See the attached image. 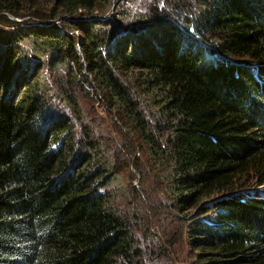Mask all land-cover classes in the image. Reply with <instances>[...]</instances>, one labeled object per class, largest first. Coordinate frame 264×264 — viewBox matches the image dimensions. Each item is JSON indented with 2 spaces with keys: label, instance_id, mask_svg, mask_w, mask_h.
<instances>
[{
  "label": "trees",
  "instance_id": "16d2710c",
  "mask_svg": "<svg viewBox=\"0 0 264 264\" xmlns=\"http://www.w3.org/2000/svg\"><path fill=\"white\" fill-rule=\"evenodd\" d=\"M0 26V264H147L146 227L264 264V0H0Z\"/></svg>",
  "mask_w": 264,
  "mask_h": 264
},
{
  "label": "rangeland",
  "instance_id": "374dc122",
  "mask_svg": "<svg viewBox=\"0 0 264 264\" xmlns=\"http://www.w3.org/2000/svg\"><path fill=\"white\" fill-rule=\"evenodd\" d=\"M117 1L121 2L122 0H117ZM135 2H138V0H135ZM122 6H125V3H122L120 5V7ZM119 9H120L119 5L115 4V7L112 9L111 14L115 12L118 13ZM19 21L26 23L32 20L29 17H26ZM51 24H56L57 28L60 27V23L57 21H52ZM3 30H5V28L0 26V31H3ZM95 108L99 112L100 117L104 118L105 115L103 114L102 110L98 107H95ZM117 142L120 144L118 140ZM123 143L121 145V148L123 147ZM129 171H131V175L135 178L133 180V186H135L136 188H141L139 184V181H140L139 176H137L132 171V169H129ZM129 179H130V176H129ZM124 182L128 183L127 178L124 176L123 173H121L120 176H118L116 179V184L119 185ZM254 189L259 199H263L260 197V194L261 192L264 193V189H262L263 191L259 190L258 188H254ZM135 197L137 198L136 193H135ZM132 208L135 210V212L139 216V219L143 221L144 224H147L148 222H152V223L160 222V217L157 215L155 209L152 207V203H146V197L142 196L138 203H135V205H132ZM144 234H145L144 237H147L148 239L147 241H145V243L150 242L153 245V248L151 249L152 251L148 256L147 264H193V254L185 244H182L180 242L179 243L172 242L173 244H170L169 242H164L160 238V236L162 237L161 232L157 230L155 227H153L151 230H149V228L147 227L144 228Z\"/></svg>",
  "mask_w": 264,
  "mask_h": 264
},
{
  "label": "bare ground",
  "instance_id": "6f19581e",
  "mask_svg": "<svg viewBox=\"0 0 264 264\" xmlns=\"http://www.w3.org/2000/svg\"><path fill=\"white\" fill-rule=\"evenodd\" d=\"M19 21V20H18Z\"/></svg>",
  "mask_w": 264,
  "mask_h": 264
}]
</instances>
